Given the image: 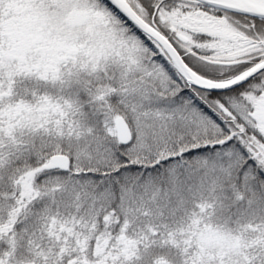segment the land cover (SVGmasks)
Here are the masks:
<instances>
[{
	"label": "snow or ice",
	"instance_id": "1",
	"mask_svg": "<svg viewBox=\"0 0 264 264\" xmlns=\"http://www.w3.org/2000/svg\"><path fill=\"white\" fill-rule=\"evenodd\" d=\"M0 264H264V0H0Z\"/></svg>",
	"mask_w": 264,
	"mask_h": 264
}]
</instances>
